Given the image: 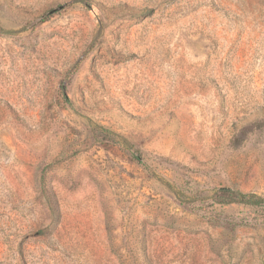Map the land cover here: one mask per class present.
<instances>
[{"label":"rangeland","instance_id":"1","mask_svg":"<svg viewBox=\"0 0 264 264\" xmlns=\"http://www.w3.org/2000/svg\"><path fill=\"white\" fill-rule=\"evenodd\" d=\"M0 264H264V0H0Z\"/></svg>","mask_w":264,"mask_h":264},{"label":"trees","instance_id":"2","mask_svg":"<svg viewBox=\"0 0 264 264\" xmlns=\"http://www.w3.org/2000/svg\"><path fill=\"white\" fill-rule=\"evenodd\" d=\"M226 190L229 192V195L231 198L229 199V202H238V203H244V204H259L263 202L261 198H257L254 194L251 193H244L235 189H228Z\"/></svg>","mask_w":264,"mask_h":264},{"label":"water","instance_id":"3","mask_svg":"<svg viewBox=\"0 0 264 264\" xmlns=\"http://www.w3.org/2000/svg\"><path fill=\"white\" fill-rule=\"evenodd\" d=\"M40 18H38L37 20H39Z\"/></svg>","mask_w":264,"mask_h":264}]
</instances>
